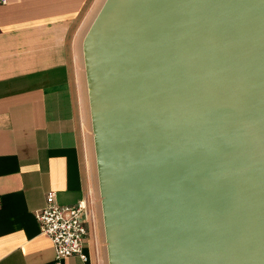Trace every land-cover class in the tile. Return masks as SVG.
Wrapping results in <instances>:
<instances>
[{
    "label": "water",
    "instance_id": "water-1",
    "mask_svg": "<svg viewBox=\"0 0 264 264\" xmlns=\"http://www.w3.org/2000/svg\"><path fill=\"white\" fill-rule=\"evenodd\" d=\"M83 51L109 264H264V0H105Z\"/></svg>",
    "mask_w": 264,
    "mask_h": 264
},
{
    "label": "crops",
    "instance_id": "crops-1",
    "mask_svg": "<svg viewBox=\"0 0 264 264\" xmlns=\"http://www.w3.org/2000/svg\"><path fill=\"white\" fill-rule=\"evenodd\" d=\"M104 2H0V264H58L36 218L50 191L87 203L89 258L60 264H109L83 51Z\"/></svg>",
    "mask_w": 264,
    "mask_h": 264
},
{
    "label": "built area",
    "instance_id": "built-area-1",
    "mask_svg": "<svg viewBox=\"0 0 264 264\" xmlns=\"http://www.w3.org/2000/svg\"><path fill=\"white\" fill-rule=\"evenodd\" d=\"M56 196V191H50L45 207L36 213L41 231L52 239L58 264L70 255L87 261L89 257L84 249L88 234L87 203L82 199L63 205L57 202Z\"/></svg>",
    "mask_w": 264,
    "mask_h": 264
},
{
    "label": "rangeland",
    "instance_id": "rangeland-1",
    "mask_svg": "<svg viewBox=\"0 0 264 264\" xmlns=\"http://www.w3.org/2000/svg\"><path fill=\"white\" fill-rule=\"evenodd\" d=\"M95 0H93V3H94ZM89 11V10H88ZM93 161H94V157H93ZM95 181H96V178L93 177V184H95ZM94 213L96 215V217L98 218V223L101 221V218H102V213L100 212V208L97 204H95L94 206ZM91 222L93 223V217L91 216ZM106 244V242H104Z\"/></svg>",
    "mask_w": 264,
    "mask_h": 264
}]
</instances>
